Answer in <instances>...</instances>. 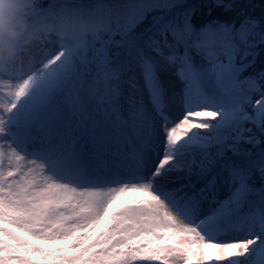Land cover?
<instances>
[{
	"label": "snow or ice",
	"instance_id": "1",
	"mask_svg": "<svg viewBox=\"0 0 264 264\" xmlns=\"http://www.w3.org/2000/svg\"><path fill=\"white\" fill-rule=\"evenodd\" d=\"M0 16V264H264V0Z\"/></svg>",
	"mask_w": 264,
	"mask_h": 264
},
{
	"label": "clouds",
	"instance_id": "2",
	"mask_svg": "<svg viewBox=\"0 0 264 264\" xmlns=\"http://www.w3.org/2000/svg\"><path fill=\"white\" fill-rule=\"evenodd\" d=\"M25 28V22L23 19H9L4 16H0V61L11 60L13 57L17 61L23 59V57L14 53L12 47L5 43V41L15 40L23 35Z\"/></svg>",
	"mask_w": 264,
	"mask_h": 264
}]
</instances>
